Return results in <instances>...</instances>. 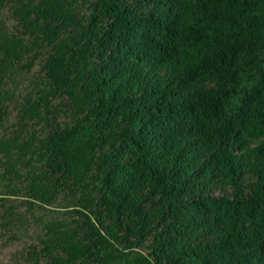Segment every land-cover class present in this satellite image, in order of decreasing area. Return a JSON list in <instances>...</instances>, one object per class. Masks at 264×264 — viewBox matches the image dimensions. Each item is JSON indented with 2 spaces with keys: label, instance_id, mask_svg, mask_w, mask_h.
<instances>
[{
  "label": "trees",
  "instance_id": "trees-1",
  "mask_svg": "<svg viewBox=\"0 0 264 264\" xmlns=\"http://www.w3.org/2000/svg\"><path fill=\"white\" fill-rule=\"evenodd\" d=\"M0 264H264V0H0Z\"/></svg>",
  "mask_w": 264,
  "mask_h": 264
}]
</instances>
